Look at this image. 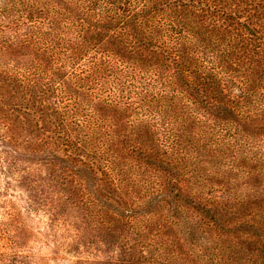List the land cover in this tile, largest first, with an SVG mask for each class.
<instances>
[{
  "label": "trees",
  "instance_id": "trees-1",
  "mask_svg": "<svg viewBox=\"0 0 264 264\" xmlns=\"http://www.w3.org/2000/svg\"><path fill=\"white\" fill-rule=\"evenodd\" d=\"M1 2L0 46L29 45L49 59L1 71L24 102L42 108L53 98L50 116L67 148L62 171L83 172L86 156L113 184L173 173L198 188L191 197H208L198 209L215 211L206 226L223 240L214 223L245 202L240 183L255 197L264 191V139L255 141L264 138V0ZM254 216L253 229L264 223ZM252 264H264V249Z\"/></svg>",
  "mask_w": 264,
  "mask_h": 264
},
{
  "label": "rangeland",
  "instance_id": "rangeland-1",
  "mask_svg": "<svg viewBox=\"0 0 264 264\" xmlns=\"http://www.w3.org/2000/svg\"><path fill=\"white\" fill-rule=\"evenodd\" d=\"M38 61L49 65L44 52L32 46H0L4 65L0 68V264L258 262L264 249V223L255 229L246 223L259 213L264 217L259 179L252 185L260 190V197L240 183L246 200L229 204L236 210L226 215L225 223L213 222L223 235V240L213 241L214 233H208L206 225L215 211L202 214L198 207L206 208L208 197L203 203L191 197L190 189L198 188L184 178L163 171L144 176L131 173L132 177H120L113 184L86 156L83 172L62 171L68 168L62 160L67 148L50 116L53 98L47 97L49 106L42 108L33 100L24 102V91L1 71H25ZM61 80L68 82L67 74ZM209 143L202 141L200 147H214ZM4 157L9 158L7 163ZM11 165L13 175L3 171ZM155 166L162 168L163 163ZM216 185L220 188V183Z\"/></svg>",
  "mask_w": 264,
  "mask_h": 264
}]
</instances>
